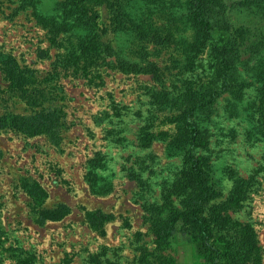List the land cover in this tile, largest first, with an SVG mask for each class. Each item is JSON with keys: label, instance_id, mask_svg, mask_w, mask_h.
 I'll return each instance as SVG.
<instances>
[{"label": "rangeland", "instance_id": "obj_1", "mask_svg": "<svg viewBox=\"0 0 264 264\" xmlns=\"http://www.w3.org/2000/svg\"><path fill=\"white\" fill-rule=\"evenodd\" d=\"M37 1L0 0V53L52 95L66 126L58 145L0 127V264H201L185 236L158 246L152 228L158 211L166 216L182 206L172 187L182 155H172L168 136L158 133L166 132L162 118L197 74L190 60L196 41L180 17L183 0H127L131 20L80 59L72 51L80 39L53 36L45 24L63 0ZM229 18L237 25L252 20L235 11ZM237 74L245 85L241 98L224 92L194 120L207 143L198 154L222 190L204 216L215 230L214 221L226 222L232 234L234 224L249 225L264 264V49ZM26 111L0 69V119ZM23 179L43 190L42 203ZM236 184L246 189L239 203L232 198ZM57 203L71 214L38 224L36 212ZM97 209L113 216L103 230L85 218Z\"/></svg>", "mask_w": 264, "mask_h": 264}, {"label": "trees", "instance_id": "obj_2", "mask_svg": "<svg viewBox=\"0 0 264 264\" xmlns=\"http://www.w3.org/2000/svg\"><path fill=\"white\" fill-rule=\"evenodd\" d=\"M23 1L38 4L37 0ZM126 1H59L56 17L45 24L53 36L71 33L80 39L72 48L73 58L89 57L112 30L131 20V12L125 8ZM227 1L183 0L185 11L180 17L191 31L193 42L196 41L190 60L197 74L185 94L162 118L161 126L167 127L166 132L158 133L162 137L168 136V150L172 155H182L181 177L172 186L173 192L180 195L182 206L167 209L166 216L158 211L152 228L158 246L177 234L185 236L194 248L198 263L201 260V264H260L257 235L249 225L234 224L231 229L236 232L232 234L226 222L214 221L219 227L215 230L213 223L204 216L205 205L220 196L222 190L206 157L198 154L207 143L194 120L208 115L224 92L241 98L245 85L237 74V67L264 49V0ZM232 11L238 16L252 18L247 21L251 24H234L229 18ZM78 30L86 32L79 33ZM0 69L11 91L27 109L24 114H11L0 119V127L10 126L25 136H45L53 145L63 141L66 121L63 109L52 104V95L40 89L39 83L21 71L8 54L0 53ZM240 184H236L232 195L235 203L245 196V186ZM21 185L34 202L42 203L45 194L38 184L23 179ZM70 214L71 208L67 204L57 203L49 208L41 207L35 219L38 224H43L59 221ZM85 218L92 228L103 230L113 216L97 209L88 211Z\"/></svg>", "mask_w": 264, "mask_h": 264}]
</instances>
